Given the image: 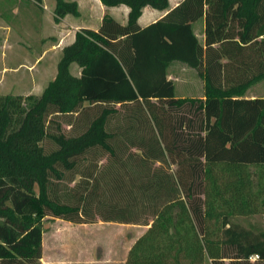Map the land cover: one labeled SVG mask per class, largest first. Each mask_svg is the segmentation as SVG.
Wrapping results in <instances>:
<instances>
[{
    "label": "trees",
    "instance_id": "obj_1",
    "mask_svg": "<svg viewBox=\"0 0 264 264\" xmlns=\"http://www.w3.org/2000/svg\"><path fill=\"white\" fill-rule=\"evenodd\" d=\"M54 1L56 21L79 15L76 2ZM100 1L127 6L126 25L106 15L98 31L78 32L40 95H0V264H42L47 216L88 223L51 186L93 151L142 165L124 189L129 205L105 201V221L148 227L124 264H264V230L234 221L264 215V98L245 97L264 80V0H184L147 27L144 8L164 11L169 0ZM201 18L205 46L192 29ZM173 62L197 72L205 99L175 96ZM86 103L139 104L151 135L111 129V110L78 136L48 135L52 113Z\"/></svg>",
    "mask_w": 264,
    "mask_h": 264
},
{
    "label": "rangeland",
    "instance_id": "obj_2",
    "mask_svg": "<svg viewBox=\"0 0 264 264\" xmlns=\"http://www.w3.org/2000/svg\"><path fill=\"white\" fill-rule=\"evenodd\" d=\"M9 1L8 4L15 0ZM79 1L82 2V0ZM29 2L28 0H17L16 8L20 9ZM120 7L127 8L126 6ZM6 8L7 4H0V14L3 19L11 18L12 15L9 11L11 8ZM117 15L120 17V12ZM2 24L3 21L0 19V25ZM15 62L11 59L4 61L0 57V95H37L40 92V85L34 89L31 77L5 70V67H11V65H15ZM190 78L197 79L194 75H191ZM44 81L46 82V79ZM181 87L178 88V91L181 90ZM191 89L189 88L193 91V95L198 94L199 86L196 82H192ZM245 97L264 98V80L252 86L246 92ZM105 110L112 111L111 129L119 131V133L122 130H128L130 135L145 139L151 135L147 126L149 117L141 105L120 106L102 103L83 104L69 115L52 113L47 119L48 135L62 133L67 137L78 136ZM44 147L47 152H50L55 148V145L48 138L44 142ZM117 152L118 154L121 152L119 148H117ZM140 166L142 165L132 160L128 154L114 158L109 153L93 151L81 159L78 168L79 174L76 175L72 172L68 173L62 181L55 182L53 180L52 196H56L71 206H79L85 217L84 221L88 223L79 224L63 218L47 216L44 221L41 263L124 264L129 250L148 227L143 225L145 220L141 219H139V224L105 221V217L109 213V208L105 207V201L110 200L118 205H127L130 196L124 189L131 187L132 180L136 176L135 172L139 171ZM170 168L175 169V166ZM234 221L247 229L264 230V215L249 218L240 217L235 218ZM206 264L211 263L206 261Z\"/></svg>",
    "mask_w": 264,
    "mask_h": 264
},
{
    "label": "crops",
    "instance_id": "obj_3",
    "mask_svg": "<svg viewBox=\"0 0 264 264\" xmlns=\"http://www.w3.org/2000/svg\"><path fill=\"white\" fill-rule=\"evenodd\" d=\"M69 1H74L78 4V16L67 15L56 21L54 13L55 1L43 0L42 6H37L32 2L22 6L20 9L16 8V4L13 8L9 6L11 8L9 10L12 14L11 18H0L3 21V24L0 25L2 33L0 38V57L4 61L8 59L16 61L15 65L5 67V70H11L31 77L34 89L40 85V92L37 95H40L56 77L58 63L63 50L75 42L78 32L83 29L98 31L106 15L111 16L122 25L127 23L130 12L127 6V8L120 6L107 8L100 0ZM183 1L169 0V9L164 11L151 7L144 8L138 21L139 25L147 27L163 19ZM8 2L9 0H0V4H8ZM9 7L7 5L6 9H9ZM119 12L121 19L117 15ZM205 26V18L199 19L192 25L193 32L202 46H205L206 43ZM71 72L73 75L79 76L81 69L76 64H72ZM167 75L174 83L175 96L177 98L205 99L203 81L194 69L181 62H173L168 67ZM191 75H194L197 79L190 78ZM44 79H46V82ZM192 82H196L199 86V92L196 95H193V91H191ZM180 86H182L181 92L178 91Z\"/></svg>",
    "mask_w": 264,
    "mask_h": 264
},
{
    "label": "built area",
    "instance_id": "obj_4",
    "mask_svg": "<svg viewBox=\"0 0 264 264\" xmlns=\"http://www.w3.org/2000/svg\"><path fill=\"white\" fill-rule=\"evenodd\" d=\"M257 258H258V256L254 257L253 259H257Z\"/></svg>",
    "mask_w": 264,
    "mask_h": 264
}]
</instances>
